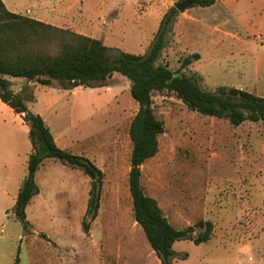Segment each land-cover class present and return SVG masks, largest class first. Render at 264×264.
Wrapping results in <instances>:
<instances>
[{"label": "rangeland", "instance_id": "obj_1", "mask_svg": "<svg viewBox=\"0 0 264 264\" xmlns=\"http://www.w3.org/2000/svg\"><path fill=\"white\" fill-rule=\"evenodd\" d=\"M145 4L140 1L138 9ZM189 9L208 24L226 23L229 37L206 36L199 29L193 40L184 34L182 48L174 37L160 62L175 72L200 75L204 90L245 87L264 97V73L258 74L255 63L264 57L263 28L253 29L251 51L238 56L240 46L231 33L245 36L238 23L242 9L233 13L222 5ZM253 11L256 19L264 15V2ZM153 38L143 41L142 48L130 38L118 49L143 55ZM109 41L116 45L120 40ZM194 44H201L205 60L181 71L180 58L191 55L188 50ZM116 74L108 84L122 91L117 104L102 105L104 93L98 95L88 87L67 93L58 90L56 83V89L37 85L40 103L53 102L48 124L53 133L67 131L72 153L88 158L105 174L95 219L87 215L91 178L79 168L47 159L35 178L39 194L26 208L28 227H24L15 215V205L32 152L29 129L10 107L0 111V264H15L18 255L19 264H161L134 218L129 126L138 104L130 92L126 98L129 81L113 82L127 79ZM24 82L14 79V89ZM153 103L166 131L159 139V153L142 167L141 186L177 229L199 221L214 226L208 242H175L170 264H264V122L246 121L235 127L227 119L193 112L168 92L154 93ZM201 232L197 228L196 236Z\"/></svg>", "mask_w": 264, "mask_h": 264}, {"label": "trees", "instance_id": "obj_2", "mask_svg": "<svg viewBox=\"0 0 264 264\" xmlns=\"http://www.w3.org/2000/svg\"><path fill=\"white\" fill-rule=\"evenodd\" d=\"M193 7L208 8L220 0H192ZM179 11L171 6L162 17L159 28L143 55L108 47L102 40L84 36L68 29L58 28L27 16L10 12L0 0V100L20 115L29 128L32 152L29 156L27 176L19 190L15 215L28 227L26 208L39 194L35 176L43 162L54 159L81 169L92 180L87 215H98L100 192L105 174L88 158L61 149L46 124L32 112L28 103L34 101L37 85L61 90L78 87H105L118 73L131 83V97L138 111L129 126L132 143L129 188L134 218L156 252L161 264H170L174 256L173 245L179 240H190L196 245L210 241L214 226L199 221L195 226L179 230L165 216L158 202L148 196L140 183L144 164L157 156L160 136L166 131L165 123L154 110L153 94L173 93L190 110L204 116L227 119L239 127L246 121L264 122V97L238 88L222 86L215 91L204 90L201 76L175 72L161 63L163 52L174 42V26ZM200 60L199 54L180 58L183 71ZM11 79L24 80L18 90ZM86 230L89 228L84 223ZM202 232L196 236V229ZM19 255L15 264H19Z\"/></svg>", "mask_w": 264, "mask_h": 264}, {"label": "crops", "instance_id": "obj_3", "mask_svg": "<svg viewBox=\"0 0 264 264\" xmlns=\"http://www.w3.org/2000/svg\"><path fill=\"white\" fill-rule=\"evenodd\" d=\"M2 1L5 4L6 8L12 13L27 16L45 24H49L62 29H68L84 36L102 40L104 44H108V47H115L117 49L120 46L124 48V43L130 38L138 41L139 45L142 48L141 44L143 43V41L149 38L152 39L156 34L159 28L160 21L167 11L166 8L172 6L175 2V0H145L146 4L140 11L138 9V3L144 0ZM225 1L226 0H220L212 7L222 5V7L228 10L229 13H233L236 10L240 9L243 10L242 16L238 18V23H240L242 29L244 30L245 36L240 37L241 35L237 36V34L234 33H231V36L232 39L238 41L237 45L240 46V52L238 56H244L251 51V47L253 45L251 42H249L251 38L249 34H251V32H253V29L257 26V28H263L264 30V15L256 19L255 11L252 12V10H254L257 6H260V4L264 2V0H232L231 3H227ZM224 24L226 23H222L221 25H219L217 22H212L208 24L205 21L198 20L191 13L190 9H188L184 13L179 14L174 26V37L176 38V40H178L181 48L184 47V41L182 40V38H184L186 35H189L187 39L193 40L194 37L192 36H194L196 30L199 29L202 30L206 34V36H212V34L216 33L225 37H229V32ZM113 37L120 40L119 43H117L119 45H117L116 43V45L110 44L109 40ZM262 37L263 36H259L258 39ZM243 38H246L247 40ZM200 46L201 44L190 45V47L192 48H190L188 51L190 54H199V62H204L205 53L200 49ZM125 48L127 47L125 46ZM119 49L121 50V48ZM262 58L264 59V57ZM262 58L256 59L255 62L256 67H258V74H262V72L264 73V62ZM116 76L118 75L115 73L112 78L114 79ZM110 79L107 81L105 87L90 89L95 91L98 95L104 93V96L102 97V105H108V102H116L117 104V99L122 94L120 88L114 87L113 84L112 86L108 84ZM119 80L113 82L123 83L125 81H128V79H121L120 81ZM238 89L245 91L247 90V88L245 87H239ZM79 90H82V87L75 88L74 90L61 91H65L67 93H76ZM127 92H130V89L125 92L126 98ZM40 99L39 87L37 86L35 91V99L34 101L28 103V107L32 112L40 115L48 125L49 120H51L50 113L53 111V102L46 101L43 102L42 105L40 103ZM5 108H7V105L0 100V111ZM96 109L98 110L99 107L95 108L94 110L96 111ZM48 127L50 128L49 125ZM50 130L55 138L57 145L61 149L68 150L72 153L69 145L70 142L67 140L68 132L60 129L58 130V134H54L51 128ZM4 132L10 134L6 129L4 130ZM85 141H87V139H84V142ZM72 143L80 145L81 142L72 141ZM48 161L49 160H45L40 167H44L45 163H47ZM41 168H39L36 173V179Z\"/></svg>", "mask_w": 264, "mask_h": 264}, {"label": "water", "instance_id": "obj_4", "mask_svg": "<svg viewBox=\"0 0 264 264\" xmlns=\"http://www.w3.org/2000/svg\"><path fill=\"white\" fill-rule=\"evenodd\" d=\"M193 6L192 0H182L174 4V7L179 11V13H184L186 10Z\"/></svg>", "mask_w": 264, "mask_h": 264}]
</instances>
